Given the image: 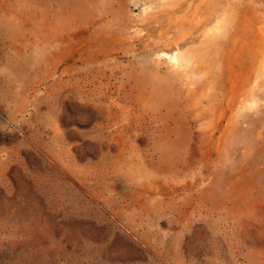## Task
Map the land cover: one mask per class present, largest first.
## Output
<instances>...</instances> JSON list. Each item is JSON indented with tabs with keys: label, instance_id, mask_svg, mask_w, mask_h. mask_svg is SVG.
<instances>
[{
	"label": "rangeland",
	"instance_id": "rangeland-1",
	"mask_svg": "<svg viewBox=\"0 0 264 264\" xmlns=\"http://www.w3.org/2000/svg\"><path fill=\"white\" fill-rule=\"evenodd\" d=\"M0 264H264V0H0Z\"/></svg>",
	"mask_w": 264,
	"mask_h": 264
}]
</instances>
